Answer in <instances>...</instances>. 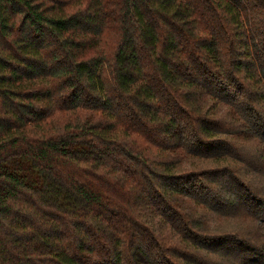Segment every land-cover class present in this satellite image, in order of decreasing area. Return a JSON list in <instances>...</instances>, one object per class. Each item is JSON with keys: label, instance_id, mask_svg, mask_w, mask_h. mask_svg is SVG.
Returning a JSON list of instances; mask_svg holds the SVG:
<instances>
[{"label": "trees", "instance_id": "obj_1", "mask_svg": "<svg viewBox=\"0 0 264 264\" xmlns=\"http://www.w3.org/2000/svg\"><path fill=\"white\" fill-rule=\"evenodd\" d=\"M139 260L264 264V0H0V264Z\"/></svg>", "mask_w": 264, "mask_h": 264}, {"label": "rangeland", "instance_id": "obj_2", "mask_svg": "<svg viewBox=\"0 0 264 264\" xmlns=\"http://www.w3.org/2000/svg\"><path fill=\"white\" fill-rule=\"evenodd\" d=\"M222 223H224V222H222ZM135 255L136 256H139L140 254L139 253H135ZM137 258H139V257H137ZM215 259H219L218 257H214ZM210 263H212V262H210ZM139 264H144V262L143 261H141V260H139Z\"/></svg>", "mask_w": 264, "mask_h": 264}]
</instances>
